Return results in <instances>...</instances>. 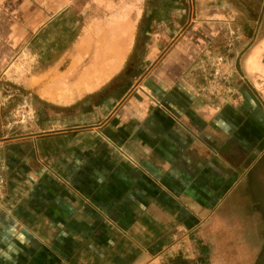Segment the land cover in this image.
<instances>
[{"label": "crops", "instance_id": "obj_1", "mask_svg": "<svg viewBox=\"0 0 264 264\" xmlns=\"http://www.w3.org/2000/svg\"><path fill=\"white\" fill-rule=\"evenodd\" d=\"M21 50L0 264H264V0H0Z\"/></svg>", "mask_w": 264, "mask_h": 264}, {"label": "rangeland", "instance_id": "obj_2", "mask_svg": "<svg viewBox=\"0 0 264 264\" xmlns=\"http://www.w3.org/2000/svg\"><path fill=\"white\" fill-rule=\"evenodd\" d=\"M22 53H23L22 50L19 51L18 54L16 53L10 59L8 64L5 65L3 67V69L1 70V72H0V135H1V126L3 124H5V123L8 124V121H11V123H12V120L21 121V120H23V118H21V117L16 118V116L17 115L22 116L23 114H26L27 107H25V106L17 107V106H19V104H21L23 102V101L21 102V100H19V99H21V96H23L22 91H20V93H19L21 95L20 97H17V95H14V96L12 95L10 97H7L8 95L5 93L6 91L4 90V88L6 87L5 83H7V82H10V83H12L14 85H17V87H21V88L23 87V85L17 84L16 81H11L10 79H8V76H3L4 75L3 73L5 71H7L11 67V65H13L14 61L16 60V58H18L20 56V54H22ZM36 60L38 61V58H36L34 61H36ZM5 62H6V60H5ZM35 65H36V63H35ZM1 68H2V66L0 65V69ZM10 77L12 78V76H10ZM7 91L15 92L11 88L10 89L7 88ZM39 107H40L39 105H34V104L32 105V108H33L34 111H35L36 108H39ZM47 111L51 112V113H53V112L55 113V111L51 110L49 107H48ZM5 116H8L7 119H5ZM256 182L257 183H256L255 186H253V188L256 190L255 192L261 193L264 188L259 183V181H257V179H256ZM248 188L249 187L247 186V189ZM258 195H262V194H258ZM259 203L262 204L263 201H260V200L257 201V204H259ZM260 225H263L262 222L259 224V227H262ZM242 232L243 231L234 234L235 237L236 238H240L241 236H243ZM254 236H255V238L257 237L255 234H254ZM261 236L263 237V234ZM260 240H262V239L260 238Z\"/></svg>", "mask_w": 264, "mask_h": 264}, {"label": "trees", "instance_id": "obj_3", "mask_svg": "<svg viewBox=\"0 0 264 264\" xmlns=\"http://www.w3.org/2000/svg\"><path fill=\"white\" fill-rule=\"evenodd\" d=\"M139 59V57L137 56H135L134 58H133V60H129V62L127 63V71H129V74L127 75L128 76V79L130 78H132V73L135 71V68H136V66H137V60ZM6 84V87L4 88V90L6 91L5 93L7 94V95H9V96H14V95H17V97H20L21 95L19 94L20 93V91H22V93H23V96H21V99H19V100H21V102L24 100V99H26L25 98V96H27L26 94V91L23 89H21L20 87H17V85H14V84H12V83H10V82H7V83H5ZM7 88L8 89H13L15 92H12V91H7ZM18 100V99H17ZM44 107H46V106H44Z\"/></svg>", "mask_w": 264, "mask_h": 264}, {"label": "built area", "instance_id": "obj_4", "mask_svg": "<svg viewBox=\"0 0 264 264\" xmlns=\"http://www.w3.org/2000/svg\"><path fill=\"white\" fill-rule=\"evenodd\" d=\"M4 183H5V179H4L3 176L0 174V190H1V188L3 187Z\"/></svg>", "mask_w": 264, "mask_h": 264}]
</instances>
